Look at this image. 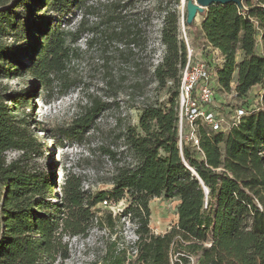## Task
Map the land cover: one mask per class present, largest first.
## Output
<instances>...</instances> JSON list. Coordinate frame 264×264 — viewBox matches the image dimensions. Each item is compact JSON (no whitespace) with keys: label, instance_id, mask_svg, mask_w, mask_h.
<instances>
[{"label":"trees","instance_id":"16d2710c","mask_svg":"<svg viewBox=\"0 0 264 264\" xmlns=\"http://www.w3.org/2000/svg\"><path fill=\"white\" fill-rule=\"evenodd\" d=\"M77 1L0 0V264H53L68 257L64 237L85 235L93 226L111 235L124 220L134 224L135 241L130 246L116 235L101 264H264V90L258 110L226 134L200 131L202 155L190 147L180 151L177 96L186 48L177 37L174 11L163 18L165 53L150 74L159 86L171 81L173 90L165 105H142L138 125L127 126L134 162L116 167L111 188H84L74 174L57 185L50 164L30 156L39 152L26 111L31 94L38 87L52 92L55 84L59 94L67 92L72 46L94 31L85 20L73 31L65 28ZM240 2L208 7L196 37L224 56L220 87L229 91L234 82L237 96L244 97L264 82V0ZM113 14L108 21L119 18ZM117 34L145 51L139 23ZM25 76L32 84L19 90L2 83ZM107 105L91 100L61 132L66 138L87 132ZM9 150L20 154L7 160ZM159 197L178 201L177 222L155 234L149 202ZM122 200L127 205L118 216L94 209Z\"/></svg>","mask_w":264,"mask_h":264},{"label":"rangeland","instance_id":"374dc122","mask_svg":"<svg viewBox=\"0 0 264 264\" xmlns=\"http://www.w3.org/2000/svg\"><path fill=\"white\" fill-rule=\"evenodd\" d=\"M187 0H78L65 28L75 30L80 20H85L94 29L73 44L76 56L68 63L71 88L64 94L57 92L55 84L52 92L40 87L31 94L29 122L39 152L30 156L36 158L39 165L50 164L49 169L55 175L57 185L71 174L82 179L84 188L110 189V177L116 167L134 162L125 142L128 125H138L140 108L144 104L165 105L170 96L172 82L159 86L150 76L151 64L156 66L162 61L165 46L160 40L163 18L169 12L178 16L177 37L181 41L188 39L191 47L199 53L202 48L201 37L197 36L202 21L193 26L184 23ZM32 7V6H31ZM119 17L108 21L112 13ZM183 21V22H182ZM141 25L146 33V49L128 45L126 38L118 35L126 26ZM124 29V30H123ZM184 30L186 36L184 35ZM92 39L91 44L89 40ZM207 53V52H206ZM194 58L197 55L194 54ZM23 59V53L18 55ZM135 64H138V70ZM2 83L10 89H22L32 84L28 76L4 79ZM98 99L107 103V108L95 119L87 132L66 138L62 129L70 127L83 106ZM259 100L256 88H251L244 97H236L217 89L214 103L220 110L242 102L254 104ZM19 151L6 152L7 160L16 158ZM55 193L59 194L56 188ZM177 200L153 198L149 202V228L155 234L168 231L177 222ZM127 203L98 204L94 209L110 210L113 216L122 213ZM121 221L122 217H121ZM134 224L124 220L118 224L114 233L93 226L85 235L66 236L68 257L57 259L53 264H101L105 246L116 235H123L130 246L135 241ZM133 249V248H130ZM133 251V250H131ZM192 264L194 262L192 261Z\"/></svg>","mask_w":264,"mask_h":264},{"label":"built area","instance_id":"2783aa9c","mask_svg":"<svg viewBox=\"0 0 264 264\" xmlns=\"http://www.w3.org/2000/svg\"><path fill=\"white\" fill-rule=\"evenodd\" d=\"M184 35L186 36L185 30ZM184 44L186 60L180 69L177 96V145L180 151L183 147H190L198 155H202L200 131L204 130L206 134H226L239 124L244 115L257 111L261 104L264 82L252 87L257 89L258 101L254 104L245 101L233 105L224 114V110H220L219 105L214 103L217 89L237 97L234 82H231L229 91L223 90L218 83V70L223 65L224 56L220 50L211 46H203L196 53L187 38ZM194 54L200 55L199 58H194Z\"/></svg>","mask_w":264,"mask_h":264},{"label":"water","instance_id":"95a60500","mask_svg":"<svg viewBox=\"0 0 264 264\" xmlns=\"http://www.w3.org/2000/svg\"><path fill=\"white\" fill-rule=\"evenodd\" d=\"M228 3L240 4L241 2L240 0H187L185 7V21L187 26H191L196 21L199 14L206 11L211 5Z\"/></svg>","mask_w":264,"mask_h":264},{"label":"crops","instance_id":"0c3cea01","mask_svg":"<svg viewBox=\"0 0 264 264\" xmlns=\"http://www.w3.org/2000/svg\"><path fill=\"white\" fill-rule=\"evenodd\" d=\"M200 37H201V38H200L201 41H203L204 39H203L202 35H200ZM198 56H200V55H197V57H198ZM198 58H199V57H198Z\"/></svg>","mask_w":264,"mask_h":264},{"label":"bare ground","instance_id":"6f19581e","mask_svg":"<svg viewBox=\"0 0 264 264\" xmlns=\"http://www.w3.org/2000/svg\"><path fill=\"white\" fill-rule=\"evenodd\" d=\"M196 21H198V17L196 18ZM183 22V21H182Z\"/></svg>","mask_w":264,"mask_h":264}]
</instances>
